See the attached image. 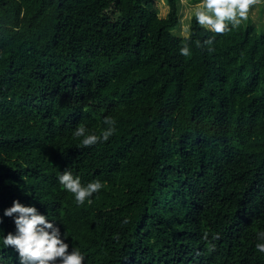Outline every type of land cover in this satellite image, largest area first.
Masks as SVG:
<instances>
[{
  "label": "trees",
  "instance_id": "obj_1",
  "mask_svg": "<svg viewBox=\"0 0 264 264\" xmlns=\"http://www.w3.org/2000/svg\"><path fill=\"white\" fill-rule=\"evenodd\" d=\"M166 2L0 0V264H20L2 239L13 200L84 264H264V33L194 17L177 36ZM106 117L107 142L73 135ZM66 168L102 188L78 204Z\"/></svg>",
  "mask_w": 264,
  "mask_h": 264
},
{
  "label": "clouds",
  "instance_id": "obj_2",
  "mask_svg": "<svg viewBox=\"0 0 264 264\" xmlns=\"http://www.w3.org/2000/svg\"><path fill=\"white\" fill-rule=\"evenodd\" d=\"M258 2L259 0H201V3L193 6L194 15L199 25L213 33L224 34L236 28L241 21L247 20L250 7ZM204 43L211 45L213 40L208 39ZM197 46L202 45L198 42ZM180 54L185 57L191 55L187 44L181 47ZM104 123L107 128L99 136L88 134L83 126L77 127L73 135L83 137L81 143L84 147L107 142L115 134L116 121L112 117H106ZM58 180L64 189L75 195L78 204H83L86 198L103 186L99 180L82 185L80 178H74L67 168L59 175ZM3 216L12 218L15 225L14 233L9 232L2 237L3 246L12 247L18 252L20 264H84L85 258L81 252L74 248L69 252V244L65 242L66 238H61L59 227L35 206H25L19 200H13L12 206L4 210ZM257 239L264 241V231L257 233ZM256 249L264 253V242H258Z\"/></svg>",
  "mask_w": 264,
  "mask_h": 264
},
{
  "label": "rangeland",
  "instance_id": "obj_3",
  "mask_svg": "<svg viewBox=\"0 0 264 264\" xmlns=\"http://www.w3.org/2000/svg\"><path fill=\"white\" fill-rule=\"evenodd\" d=\"M201 3V0H179V15L180 24L173 29V33L177 36H187L190 31L194 15V5ZM152 9L159 16L165 17L169 11V5L166 0H153ZM230 25V22H228ZM240 24L252 25L259 32L264 33V0H259L255 5H252L248 12L247 20L241 21Z\"/></svg>",
  "mask_w": 264,
  "mask_h": 264
}]
</instances>
